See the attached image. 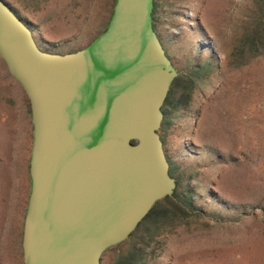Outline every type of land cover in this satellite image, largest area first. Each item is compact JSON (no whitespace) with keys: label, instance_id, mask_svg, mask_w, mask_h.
Instances as JSON below:
<instances>
[{"label":"rangeland","instance_id":"rangeland-1","mask_svg":"<svg viewBox=\"0 0 264 264\" xmlns=\"http://www.w3.org/2000/svg\"><path fill=\"white\" fill-rule=\"evenodd\" d=\"M3 1L64 54L105 29L115 0ZM152 17L178 73L159 129L176 187L101 263L264 264V0H153ZM31 141L0 61V264H23Z\"/></svg>","mask_w":264,"mask_h":264},{"label":"water","instance_id":"water-1","mask_svg":"<svg viewBox=\"0 0 264 264\" xmlns=\"http://www.w3.org/2000/svg\"><path fill=\"white\" fill-rule=\"evenodd\" d=\"M152 13L153 0H115L101 33L59 54L0 0V61L32 124L23 264H102L173 194L159 129L178 73Z\"/></svg>","mask_w":264,"mask_h":264},{"label":"trees","instance_id":"trees-1","mask_svg":"<svg viewBox=\"0 0 264 264\" xmlns=\"http://www.w3.org/2000/svg\"><path fill=\"white\" fill-rule=\"evenodd\" d=\"M167 198H168V197H167ZM187 205H188V206H191V203L188 202ZM150 214H151V212H149L145 218L149 217Z\"/></svg>","mask_w":264,"mask_h":264}]
</instances>
